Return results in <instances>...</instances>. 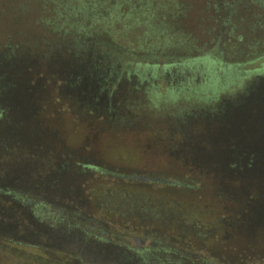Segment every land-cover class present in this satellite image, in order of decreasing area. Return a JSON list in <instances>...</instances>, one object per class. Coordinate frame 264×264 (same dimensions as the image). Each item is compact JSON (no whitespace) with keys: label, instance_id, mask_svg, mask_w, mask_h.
I'll use <instances>...</instances> for the list:
<instances>
[{"label":"trees","instance_id":"16d2710c","mask_svg":"<svg viewBox=\"0 0 264 264\" xmlns=\"http://www.w3.org/2000/svg\"><path fill=\"white\" fill-rule=\"evenodd\" d=\"M194 1L204 7L178 24L188 34L187 29H197L213 46L197 56L166 57L164 73L173 76L174 69L184 75L194 66L202 77L198 86L211 80L223 87L264 69V64L252 71L231 69L264 57V9H255L261 0H245L242 6L243 15L255 21L250 32L259 35L254 53L230 48V59L239 54L240 61L229 64L213 53L223 55L226 44L234 42L236 6L230 0ZM19 2L0 0L12 12L0 14V237L37 255L14 258L32 264H264V81L238 104L181 117L172 125L186 132L185 144L172 150L190 167L179 178L87 164L68 146L80 122L88 120L90 133L102 137L146 129L137 115L145 110L143 101L119 99L108 78L119 70L129 74L132 64L143 63L155 74L160 65L147 62L155 55L140 57L112 46L107 32L80 37L88 31L85 25L76 33L60 28L52 16L55 8L67 9L60 0ZM28 5L35 7V16ZM101 14L96 8V17ZM144 79L149 102L158 104L154 90L159 87ZM185 80L165 93L196 85ZM134 89L140 92L139 86ZM64 112L77 124L74 129H63ZM159 198L166 208H177L173 202L179 199L182 214L151 215ZM189 200L199 202L201 210L187 211L183 202Z\"/></svg>","mask_w":264,"mask_h":264},{"label":"rangeland","instance_id":"374dc122","mask_svg":"<svg viewBox=\"0 0 264 264\" xmlns=\"http://www.w3.org/2000/svg\"><path fill=\"white\" fill-rule=\"evenodd\" d=\"M20 1L23 4L25 3V0ZM60 1L61 3H66L65 5L68 6L62 12L55 8V14H52L60 28L71 29L76 33L78 25H85L84 28L88 29V31L82 32L80 37L84 35L88 36L93 30L107 32V35L104 33V37L108 39V42L112 46L117 45L123 47L125 50L134 51V54L140 57L143 55L150 57V54L155 55V60H148L147 62L160 65V70L156 74L153 68L145 69L142 63L141 66L132 64L129 67V74L126 70L122 72L119 70L116 75L112 76V79L108 78L112 82L109 84V88L115 85L116 90L114 93L119 96V99L123 101L126 99L131 100L136 104H140V101H143L141 103L144 104L145 110H139L137 115L138 118H142L144 123H146V129L122 133L119 135L120 138L108 135L102 137L97 135L93 136L90 133L91 128L89 127L88 120L80 122L78 124L79 131L76 135H73V139L68 143V146L70 150H73L78 155L77 157L80 160H84L87 164L105 167L112 171H134L139 174L147 173V175L151 176H164L171 179L179 178L182 174L190 172V167L188 164L179 161L182 159L177 160L176 157H179L177 154L174 155L172 150L175 149L178 151L185 144L186 132L182 131L183 127L177 128L172 125L175 122L181 121L178 120L180 117L187 119L194 114L202 113L204 110L208 112L213 109L218 110L222 105L227 103L238 104L251 91L257 90L260 87V82L264 81L263 69L246 78L231 79L223 87H221L219 82L215 83L211 80L205 85L198 86L202 82V77L198 72H193V69H195L194 66L191 68L186 67L183 73L184 75L176 73L177 71L173 69V76H170L167 70L165 73L161 70L166 57H172V55H176L175 57L197 56L199 53L207 52L213 46L208 47V37H199L197 29H193V27L192 29H187L188 34L178 24L179 19L191 18L195 11L198 12L202 9L201 7H204L203 1L202 3H198V1L195 2L194 0H77V2L71 3V5L68 3L71 0ZM230 2L238 10L236 12L238 15L234 19L235 23H237L234 42L230 45L226 44L227 49L223 55H219L218 51L213 53L218 59L222 58L228 64L236 60V62L240 61V58H237L239 54L234 57V60L230 59L231 53L228 51L230 48L234 49L236 46L244 49L246 47V53H254V46L252 47V44L257 40L254 37L257 38L259 36L257 33L254 35L250 32L254 19L250 15L247 17L244 16L245 14L243 15L244 10L242 6L245 5V0H230ZM261 4H264V0H261ZM261 4L259 3L258 6L256 4L255 9L262 13L264 7ZM24 5L26 6L27 4ZM28 6L31 7L30 17L35 16V7L33 5ZM96 8L102 9V17L107 18L101 19L102 17H96ZM1 12L2 15H6L7 13L9 16V14H12L11 9L8 6L5 7L4 3H0V14ZM162 13L165 17L163 20L161 18ZM73 22H75L74 25L72 24ZM194 35H197L198 39H195L196 36ZM189 36L190 39L185 38ZM191 37H195L194 41ZM238 37H243V40L239 41ZM244 41H248V46H244ZM226 53H229V57H226ZM254 58L256 57L250 59ZM200 61V59L193 60L194 63H199ZM248 61L246 60L245 64L239 68L234 67L231 69H240L242 72L252 71L260 67L261 64H264V57L252 62ZM201 67L202 65H200L199 69ZM144 78H149L150 81H153L154 85L159 87L161 91V93L157 92L159 90L156 88L154 90V95L159 100L158 104L154 102L156 106L148 100V96L145 93V87L148 84ZM185 78H192L196 85H188L182 91L170 90L165 93L164 90L166 87L171 85L179 86V83L186 81ZM220 80L222 81L223 79ZM134 86H139L140 92H137ZM164 93L165 96L162 95ZM45 106L49 112L51 111L50 107L53 108L51 104ZM54 108L61 110L60 106ZM124 112L126 113L128 111L125 109ZM65 114L64 112L59 116V118H63L62 115L68 117H66L67 121H63V123L67 122V125L64 127L61 124L63 125V129L67 126L74 129L75 121ZM249 124L252 126L253 123L249 121ZM254 124L256 125V123ZM175 132H177V135H173ZM193 134L191 133V135ZM93 187L94 185L91 187L92 190ZM86 192L89 193L88 186ZM159 199L160 203L156 205L157 212L151 213V215H157L156 213H160V215L182 214L178 212V207L180 206L177 203L180 201L179 199L173 202L174 205L176 204L178 206L177 208L173 207V205H168V208H166L164 199ZM189 201L183 202L187 211L193 210L199 212L201 210L202 206H200L201 204L199 202ZM114 206L112 204V207ZM185 211H183L184 214L187 213ZM6 239L0 237V264H32L26 259L18 261L14 257L25 256L28 252L37 255L33 249L21 246L11 247L12 245ZM131 243L134 245L133 241ZM142 245L138 244V246ZM145 245L148 246V244ZM5 254H10L13 258Z\"/></svg>","mask_w":264,"mask_h":264},{"label":"flooded vegetation","instance_id":"af4514ba","mask_svg":"<svg viewBox=\"0 0 264 264\" xmlns=\"http://www.w3.org/2000/svg\"><path fill=\"white\" fill-rule=\"evenodd\" d=\"M183 118H179L178 120H182ZM171 120V119H170ZM173 135H177V132H175ZM173 155V154H172ZM176 159L178 160V159H181V158H177L176 157ZM179 161H181V162H183L184 164L186 163V164H188V160L186 159V158H183V160H179Z\"/></svg>","mask_w":264,"mask_h":264},{"label":"water","instance_id":"95a60500","mask_svg":"<svg viewBox=\"0 0 264 264\" xmlns=\"http://www.w3.org/2000/svg\"><path fill=\"white\" fill-rule=\"evenodd\" d=\"M144 242L140 241V240H137V244H143Z\"/></svg>","mask_w":264,"mask_h":264}]
</instances>
